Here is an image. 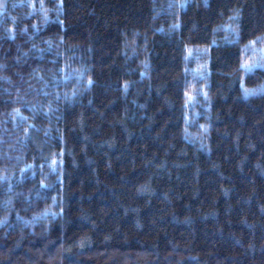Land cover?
Instances as JSON below:
<instances>
[{
  "label": "trees",
  "instance_id": "obj_1",
  "mask_svg": "<svg viewBox=\"0 0 264 264\" xmlns=\"http://www.w3.org/2000/svg\"><path fill=\"white\" fill-rule=\"evenodd\" d=\"M0 264H264V0H0Z\"/></svg>",
  "mask_w": 264,
  "mask_h": 264
},
{
  "label": "rangeland",
  "instance_id": "obj_2",
  "mask_svg": "<svg viewBox=\"0 0 264 264\" xmlns=\"http://www.w3.org/2000/svg\"><path fill=\"white\" fill-rule=\"evenodd\" d=\"M258 65H262L261 61L257 58L252 59L251 61L245 62L243 67L254 68Z\"/></svg>",
  "mask_w": 264,
  "mask_h": 264
},
{
  "label": "snow or ice",
  "instance_id": "obj_3",
  "mask_svg": "<svg viewBox=\"0 0 264 264\" xmlns=\"http://www.w3.org/2000/svg\"><path fill=\"white\" fill-rule=\"evenodd\" d=\"M245 70H246V71H250L251 68L246 67ZM17 111H18V110H17ZM53 163H55V161H53Z\"/></svg>",
  "mask_w": 264,
  "mask_h": 264
}]
</instances>
